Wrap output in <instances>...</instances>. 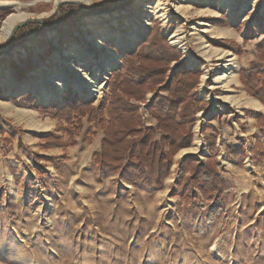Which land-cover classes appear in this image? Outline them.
Segmentation results:
<instances>
[{"label":"rangeland","instance_id":"1","mask_svg":"<svg viewBox=\"0 0 264 264\" xmlns=\"http://www.w3.org/2000/svg\"><path fill=\"white\" fill-rule=\"evenodd\" d=\"M0 1L19 3L0 10V264H264V101L247 91L264 100V0H125L71 23L56 9L70 0ZM54 13L42 33L2 47L12 15L25 16L15 29ZM155 30L181 52L167 80L198 74L197 110L191 145L147 188L127 179L105 141L112 73ZM47 92L58 95L43 105ZM154 97L135 102L143 126L132 138L160 141ZM191 162L216 168L230 188L218 181L220 193ZM220 203L224 214L209 222Z\"/></svg>","mask_w":264,"mask_h":264},{"label":"trees","instance_id":"2","mask_svg":"<svg viewBox=\"0 0 264 264\" xmlns=\"http://www.w3.org/2000/svg\"><path fill=\"white\" fill-rule=\"evenodd\" d=\"M116 1L118 0L96 2L86 7L100 12L108 9ZM129 3H120L114 11L125 8ZM14 6L19 9V3L0 1V10ZM61 12L63 23L79 22L78 18L84 14L75 4L63 5ZM55 19L54 13L44 21L52 25ZM45 27L43 24L28 23L18 29L12 41V48L21 45L29 35L42 33ZM6 46L7 43L2 45V47ZM142 53L144 56L139 59V64L136 66L132 58ZM180 58L181 52L168 45L155 30L137 51L125 56L122 70H115L109 80L112 100L109 105L111 124L108 127L109 133L105 145L114 147V151L112 149L109 153L121 163L126 160L124 175L134 185L147 188L161 186L163 179L169 174L173 155L191 145L192 126L195 124L193 112L197 109H192L193 102L190 94L198 81V74L176 72L167 80L170 70L168 66ZM148 91L155 93L149 110L157 116L158 123L155 130L163 132L160 141L155 140L153 133L139 139L132 138L141 132L143 126V123H140L141 117L135 102L144 99ZM163 91H168V96L162 95ZM247 91L262 102L264 101L263 96L253 92L251 88ZM83 105L88 106L87 103ZM191 164L193 166L196 164L194 174L202 176L205 181L214 183L218 191L220 190L218 181L223 182L227 189L230 188L228 181L216 168L201 163L191 162ZM130 169H133L132 173L129 172ZM2 211L0 209V213ZM224 212V205L216 204L210 208L207 220L214 222Z\"/></svg>","mask_w":264,"mask_h":264},{"label":"bare ground","instance_id":"3","mask_svg":"<svg viewBox=\"0 0 264 264\" xmlns=\"http://www.w3.org/2000/svg\"><path fill=\"white\" fill-rule=\"evenodd\" d=\"M70 1H74V0H70ZM87 1V0H85ZM238 5L237 4H230V11H234L235 8L237 7ZM24 15H12L11 17H9L5 23H4V26L2 28V35H1V38L3 39H6L10 34L13 33V29L15 27V25L22 19H24ZM13 30V31H12ZM179 35L180 34H176L173 35V39H172V43L175 45V44H180V38H179ZM121 46V45H120ZM111 64L109 66H103V71H107L111 68H114L116 67L117 63H118V59L117 57H114L113 60L110 62ZM104 65V64H103ZM108 67V68H107ZM99 70V69H98ZM67 75V74H66ZM223 77V76H222ZM227 77V76H226ZM7 81L11 80V78L9 76H6L5 77ZM90 79V78H89ZM224 80V79H223ZM226 80V79H225ZM227 81V80H226ZM80 86V85H79ZM78 86V88H79ZM84 88L86 89H89L90 90V87L89 86H84ZM92 91V90H91ZM58 94L56 93H53V92H47L41 99H42V104L43 105H48L50 102H51V99H54L56 98Z\"/></svg>","mask_w":264,"mask_h":264},{"label":"water","instance_id":"4","mask_svg":"<svg viewBox=\"0 0 264 264\" xmlns=\"http://www.w3.org/2000/svg\"><path fill=\"white\" fill-rule=\"evenodd\" d=\"M123 1H125V0H119V1H117L116 3H114L113 5H111V6H110L108 9H106L105 11H100V12H95V11H91V10L87 9V8L85 7V5L82 4V3H80L79 1L60 2V3L57 5L56 9H57V11H58V15L61 17V13H60V8H61V6H62L63 4H65V3H72V4L77 5V6L80 8V10L84 11V12L87 13V14H98V13H101V14H102V13H108V12L113 11V10H114V9H115L120 3H122ZM85 4H86V3H85ZM28 23H38V24H43V25L47 26V23H46L45 21L41 20V19H31V20H27V21H24L23 23L18 24V25L16 26V28L14 29L13 33L11 34V37H10V39H9V43H8V45H7V47H6L7 49H10V48L12 47V41H13V38H14L15 33L17 32V30H18L19 28L25 26V25L28 24ZM7 49H6V50H7Z\"/></svg>","mask_w":264,"mask_h":264},{"label":"crops","instance_id":"5","mask_svg":"<svg viewBox=\"0 0 264 264\" xmlns=\"http://www.w3.org/2000/svg\"><path fill=\"white\" fill-rule=\"evenodd\" d=\"M259 107V106H258ZM257 108V107H256Z\"/></svg>","mask_w":264,"mask_h":264}]
</instances>
